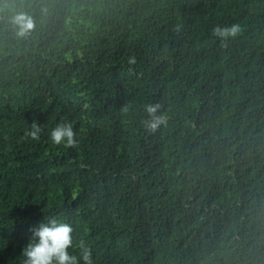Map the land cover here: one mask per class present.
<instances>
[{
  "label": "trees",
  "instance_id": "obj_1",
  "mask_svg": "<svg viewBox=\"0 0 264 264\" xmlns=\"http://www.w3.org/2000/svg\"><path fill=\"white\" fill-rule=\"evenodd\" d=\"M50 219L93 264H264V0H0V264Z\"/></svg>",
  "mask_w": 264,
  "mask_h": 264
},
{
  "label": "clouds",
  "instance_id": "obj_2",
  "mask_svg": "<svg viewBox=\"0 0 264 264\" xmlns=\"http://www.w3.org/2000/svg\"><path fill=\"white\" fill-rule=\"evenodd\" d=\"M13 25L17 26V35L26 36L35 28V22L29 14L20 12L12 17ZM242 31L241 25L233 23L231 25H216L211 30V35L220 40L222 46H226L229 38L237 37ZM128 72L135 75V65L137 58L132 55L127 61ZM161 104L147 103L144 110L147 113V119L143 121L145 131L155 133L161 125L167 124V116L161 114ZM122 110L128 112V107H122ZM41 133V127L33 122L31 130L25 133L26 136L38 140ZM51 141L55 145L63 144L65 147H76L78 141L76 132L71 123H60L51 132ZM33 233L30 242L24 247L22 257L23 264H93L92 250L81 240L79 242V256L72 254L69 250L74 245V229L69 223L60 222L56 219L47 220L38 227L30 229Z\"/></svg>",
  "mask_w": 264,
  "mask_h": 264
}]
</instances>
